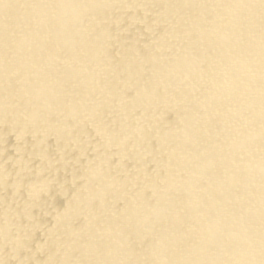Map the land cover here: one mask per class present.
Returning a JSON list of instances; mask_svg holds the SVG:
<instances>
[{
    "label": "bare ground",
    "instance_id": "obj_1",
    "mask_svg": "<svg viewBox=\"0 0 264 264\" xmlns=\"http://www.w3.org/2000/svg\"><path fill=\"white\" fill-rule=\"evenodd\" d=\"M0 264H264V0H0Z\"/></svg>",
    "mask_w": 264,
    "mask_h": 264
}]
</instances>
